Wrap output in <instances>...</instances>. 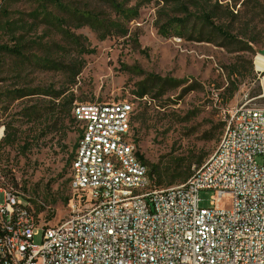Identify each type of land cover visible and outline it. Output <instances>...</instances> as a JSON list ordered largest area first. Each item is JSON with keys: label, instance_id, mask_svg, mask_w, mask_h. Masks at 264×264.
Here are the masks:
<instances>
[{"label": "rangeland", "instance_id": "rangeland-1", "mask_svg": "<svg viewBox=\"0 0 264 264\" xmlns=\"http://www.w3.org/2000/svg\"><path fill=\"white\" fill-rule=\"evenodd\" d=\"M118 1H127V7L141 5L140 16L128 23L126 37H119L114 29L112 34L105 27L96 30L78 18V13H89L104 24L117 20L105 0H58L61 7L50 0L8 2L13 19H23L26 27L33 23L34 11L43 14L48 9L59 18L56 26L44 22L41 15L34 30L22 31L36 44L25 50L24 58L2 56L0 74L5 137L15 136L9 144L0 138V161H9L14 174L10 182L37 199L36 210L47 224L69 217L65 198L71 193L68 184L79 138L71 108L61 107L52 96L57 91L73 94V105L131 102L132 135L148 169H156L162 177L161 184L156 175L152 178L158 189L182 184L184 180L176 179L178 173L189 165L194 172L197 161L204 163L213 155L226 130L229 110L246 102L264 107V71L256 66L257 56L264 55V0H223L234 13L231 27L236 38L231 43L221 36L215 43L164 37L157 29L162 0ZM7 40L0 34V45ZM44 60L63 68L48 70ZM78 68L81 72L74 77ZM150 74L180 80L182 85L164 96L137 97L134 89ZM14 90L38 94L17 100L2 95ZM211 195L209 190L200 192L201 206H209ZM0 201L4 202L2 194ZM35 243L40 244L41 238L36 237Z\"/></svg>", "mask_w": 264, "mask_h": 264}, {"label": "built area", "instance_id": "built-area-1", "mask_svg": "<svg viewBox=\"0 0 264 264\" xmlns=\"http://www.w3.org/2000/svg\"><path fill=\"white\" fill-rule=\"evenodd\" d=\"M126 104L82 102L72 113L79 160L68 185L91 179L93 187L70 193L69 217L55 225L41 220L37 199L10 182L9 161H0V264H264V107L246 102L229 110L223 146L185 182L163 189L153 183L151 193L133 195L151 176L142 175L138 147L124 148L113 135V127H132L124 123ZM111 145L118 152L102 157ZM112 157L126 159L134 178L121 177ZM202 190L212 192L208 207L201 206Z\"/></svg>", "mask_w": 264, "mask_h": 264}, {"label": "trees", "instance_id": "trees-1", "mask_svg": "<svg viewBox=\"0 0 264 264\" xmlns=\"http://www.w3.org/2000/svg\"><path fill=\"white\" fill-rule=\"evenodd\" d=\"M50 1L54 3L58 2V0ZM8 2L9 0H0V34H4L8 38L6 43L0 45V74H2L4 65L2 56L10 55L17 59L24 58L25 50H28L31 44H36L35 41L28 40L26 36L21 33L22 31H29L30 28L34 30L37 26V23L35 22H38L41 15L43 16L44 22L56 26L58 25L56 20L59 19L48 11V9H44L43 14L39 11H34L30 15L34 21L31 23V26L26 27L27 22L23 19H13L11 11L8 9ZM105 2L114 11L117 20L104 24L102 21H99L97 17L92 16L89 13H86L85 15L83 13H78V18H83L84 22L96 30H100L99 27H105L108 30V34H112V30L114 29L119 37L128 36L130 33L128 23L140 16V3L137 2L134 6L127 7V1L120 2L118 0H105ZM162 2L164 5L158 11L157 29L158 33L164 37H189L190 39L199 42L208 43H215L219 36H221L227 43H231L234 38H236L231 27L234 13L230 10L231 7L229 4H224L223 0H162ZM57 6L61 7L58 4ZM216 20H218V22ZM105 36L106 35H104V37ZM249 41L253 42L251 39ZM44 65L48 70H61L63 68L62 64L60 65L52 60H44ZM80 72V68L76 69L73 73L74 77L78 76ZM181 85L182 83L180 80L150 74L137 84L133 94L139 98H144L153 95L154 93L159 96H164L167 92L176 90L181 87ZM66 92V90H59L52 96L55 99L60 100L59 105L61 107L65 108L69 106L72 111L75 96L73 94L66 96ZM35 94L38 93H35V91L32 90H14L12 92L3 93L2 95L8 97L10 100H17ZM61 111H63V109H61ZM133 116L134 113L132 115V122ZM13 141H15V136L10 138L7 135L4 138L5 144L12 143ZM139 156L144 164H146L143 155L139 153ZM197 163L198 169L202 165L203 160H199ZM156 173V169L149 170L150 176L154 178L156 175L158 178V184H161L162 177ZM192 174L193 172L189 165L184 172L178 173L176 179H181L185 182ZM65 200L68 201L69 197H66Z\"/></svg>", "mask_w": 264, "mask_h": 264}, {"label": "bare ground", "instance_id": "bare-ground-1", "mask_svg": "<svg viewBox=\"0 0 264 264\" xmlns=\"http://www.w3.org/2000/svg\"><path fill=\"white\" fill-rule=\"evenodd\" d=\"M257 69L262 71L264 70V55H258L256 58ZM82 102L76 103L73 106L72 113L76 110L81 109ZM109 109H116V102H109ZM134 113L133 104L127 101L126 106L124 107V123H132V115ZM77 123H86L85 115H76ZM113 135L115 137H120V146L124 148H134L137 147L136 141L132 135V127H113ZM224 139H227V128L217 146V149L213 153L216 155L221 146H223ZM111 152H118V145H111V150L102 149V157H111ZM79 160V150L75 151V155L72 161V167L76 168ZM111 165L118 166V171L121 177L134 178V169L131 166H126V159H120V157H112ZM143 176H150L149 169L146 164L143 162L142 168ZM153 180L152 177H144L143 183L135 184L132 187L133 195L140 194H149L152 191ZM71 193H74L75 190H87L89 187H93V180L83 179L80 181H73L72 185H69ZM118 187H125V179H118ZM97 189H105V182H97Z\"/></svg>", "mask_w": 264, "mask_h": 264}]
</instances>
